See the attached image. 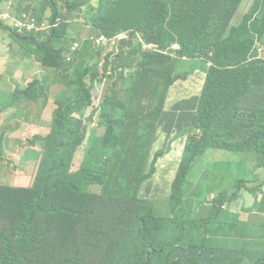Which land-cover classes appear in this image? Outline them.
I'll return each instance as SVG.
<instances>
[{"label":"trees","instance_id":"1","mask_svg":"<svg viewBox=\"0 0 264 264\" xmlns=\"http://www.w3.org/2000/svg\"><path fill=\"white\" fill-rule=\"evenodd\" d=\"M6 1L10 0L0 3ZM92 1L15 0L13 4L17 12H32L38 22L47 19L49 11L51 22H61L49 34H10L13 43H23L32 51L35 65L48 74L24 88L18 85V91H12V81L7 82L10 102L0 105V112L26 100L37 101L43 94L49 97L51 85L64 89L58 92L49 135H45L47 126L36 131L38 116L25 120L27 108L11 117L13 126L0 130V159L6 146L17 143L16 139L6 142L9 132L28 133L23 159L27 158L29 169L34 168L27 186L0 183V264H264V224L243 221L235 208L244 195L261 193L255 209L264 213V186L256 185L257 171L264 169V59L259 58L257 46H264V0H256L249 10L245 0H98L91 5ZM81 20L94 35L82 40L88 55L77 64L67 61L71 48L56 49L51 44L58 27L71 24L74 30ZM124 31L132 35L119 44V50L98 42L101 35L112 38ZM72 34L67 39L74 44ZM140 37L159 44L161 51L178 48L165 55L144 50ZM39 45L49 47L48 57L39 52ZM108 48L111 51L105 54ZM200 71H206L207 81L172 185L169 214L158 216L163 214L158 206L165 202L144 198L140 188L155 179L147 187L160 192L158 161L167 151L145 157L134 133L158 121L176 82ZM122 75L152 105L158 100L157 107L149 120L142 104L124 101L118 115H106L104 95L98 121L104 132L99 134L98 126H90L94 114L91 119L79 117L91 105L92 89L100 81L107 79L119 88L125 84ZM185 97L183 93L181 98ZM120 139L130 151L123 145L113 151ZM86 142L84 162L77 166L76 153ZM217 150L230 157L211 161L206 180H188L195 162L211 159ZM118 152L134 161L110 172L123 162ZM246 154L253 159V170L241 160ZM249 183L255 186L250 188ZM93 186L100 191L94 193ZM196 194L199 209L197 219H192L182 206L193 205ZM209 194L214 198L208 199Z\"/></svg>","mask_w":264,"mask_h":264},{"label":"rangeland","instance_id":"2","mask_svg":"<svg viewBox=\"0 0 264 264\" xmlns=\"http://www.w3.org/2000/svg\"><path fill=\"white\" fill-rule=\"evenodd\" d=\"M8 3H15V0H10L6 1ZM6 2H3L0 4V10L5 8V4H8ZM96 2H99L98 0H93L91 2V5H94ZM248 6L254 5L256 0H247ZM246 5V4H245ZM59 6H62L61 3H59ZM60 10L63 13H66L65 8H60ZM85 11V8L83 9ZM28 12V11H26ZM32 13V12H29ZM50 15L51 11L47 13V19L43 21H50ZM73 21V20H72ZM84 25V26H83ZM86 23H84L82 20L78 24H74L73 27L74 30L72 29V25L69 24L68 26H63V27H58L57 29V37L52 40L51 46L54 48H59L60 46H67L68 48H71L73 46V42L71 39H67L70 33H73L72 36H75V40H83L84 38L87 37H92L94 35L93 31L90 29V27H86ZM11 33L8 31H4L3 28H0V76L2 75L3 71V80H0V94L2 93L1 100H0V105L2 107H5L9 102L10 98L8 97L7 93L5 92L6 87L9 86L7 82L12 81V91H18V85L22 86L25 84L24 81L27 80H34L36 78H41L43 75L47 74L46 70L39 68L38 66L35 65L34 63V57L32 51L29 50V48L25 47L22 43L20 42H15L13 43L14 39L11 38ZM70 37V36H69ZM253 38H256V35L253 36ZM43 41H47V36L42 37ZM212 38H208L207 41H210ZM107 40V39H106ZM40 41L38 40V43ZM119 50V46L116 47ZM39 52L44 55V56H49V47L48 46H40L38 47ZM111 50H108L105 52L109 53ZM88 55V48L85 47L82 49L75 57H73L72 62L77 63V64H82L85 58ZM101 59V57L99 58ZM91 65H93V62L91 61ZM21 71L23 72L21 76ZM109 81V80H107ZM193 80H191L188 84H191ZM89 86H91V81L88 82ZM186 84V85H188ZM64 89L63 86H58L54 84L51 89H50V95L49 97L46 94H43L39 100L37 101H25L23 103H20L19 106L17 107L16 105L8 110H2L0 112V130L4 126L10 127L14 125L13 117L14 115H17L16 112L20 110V105H26L25 103L28 102V107L27 109V115L25 117V120L32 121L35 120L36 116H42V120L46 123H50L51 118L58 108V105L56 104V99H57V94L60 90ZM199 93L200 96L203 94L200 92H197L193 90L189 95L192 94H197ZM92 98H91V105L89 108L86 110L85 114L83 117H79L82 119H91L92 115L94 114L95 116L93 117V120L95 121H101L100 115H96L95 109H96V104L99 101V97L97 95H94V93H91ZM18 102V99L16 100V103ZM35 123H38L39 120L36 118L34 121ZM96 127L95 124L91 125V128ZM172 127V126H171ZM173 128V127H172ZM173 131V129H172ZM104 132L103 128L98 129V133L102 134ZM155 132V133H154ZM154 134V135H153ZM158 134L161 136L162 131L160 128L157 126L156 122L152 124L146 123L144 128L138 133H134L136 139L139 142V150L141 151L140 154H143L145 157H150L154 155L156 152H162V151H167L166 155L163 158L168 157V155L174 150V145L177 142H180L183 139L182 132H177L173 131L174 135H170L169 137H165L163 141H161V138L157 140ZM153 135V136H152ZM152 137V138H151ZM27 138H28V133H25L22 136H18L16 130L9 132L6 136V142L8 140L16 139L17 143L13 144L11 143L10 148L8 146L5 147V150L2 153L1 159H0V183L3 184H10L12 186H27L29 184L30 180V174L34 172V168L29 169V172L27 170V163L25 159H23V155L25 151L27 150ZM151 140L148 142V139ZM123 142L127 144V138H123ZM120 139L119 142H116L114 148V152L117 151L121 145L125 146L128 151H130L129 147L125 145ZM148 142V143H147ZM159 146H161L159 148ZM85 147V146H83ZM117 157L123 158V162H121L119 165L115 166L114 168L110 169V172L116 171L117 169H120L124 166L131 165L134 160L131 158L133 157H128L122 152H118L116 154ZM230 157V153L224 152V151H214L211 154V159L210 161L214 162H220L223 159H228ZM161 158V159H163ZM7 160V162L5 161ZM160 159V160H161ZM199 159H204V156L199 157ZM159 160V161H160ZM241 160H247L250 165V169H254V163L253 159L249 155H243L241 157ZM9 161V162H8ZM113 161V160H112ZM159 167L161 168V165L163 162H159ZM81 162V156L78 157L76 161V165L79 166ZM170 162H167L164 164L163 169L165 170L166 167L169 165ZM174 166V169L177 170L179 169V163L176 164L172 162L169 166ZM211 170L208 168V166L203 163L202 161L198 160L195 162L194 167L190 170L188 174V180L193 178L194 180H198V182L204 181L207 179V172H210ZM259 178L257 180V187H262L264 186V169L258 170L257 171ZM177 178V175L175 179ZM174 179V181H175ZM28 182V184H27ZM156 180L153 179L150 182H146L141 188L140 192L143 194H146L148 192H151L149 190V187H147L148 183L153 184L155 183ZM114 183H117L114 181ZM172 185L173 183H166L165 179L162 183V190L157 193L159 190L158 189H153L152 193L149 195L150 200H162L165 203L158 206L159 210H162L163 214L157 213L158 216H166L169 214L168 210V205H169V198L171 199L172 197ZM248 186L250 188H253L255 184L249 183ZM104 190L106 192V186L104 187ZM92 191L94 193H98L100 191V188L98 186H93ZM164 191H167V195L164 193ZM157 193V194H156ZM260 194H257L256 196H248L244 195L238 203H236L235 208L237 211L242 214L246 213L247 215V221L250 223H258V222H263L264 223V214L259 213L255 209V204L257 202H260ZM199 194H196L193 197V205H187L184 204L182 206L183 211L189 213L190 218L192 219H197V210L199 209V206L197 205L198 200H199ZM161 198V199H159ZM208 199H213L214 194H209L207 196ZM167 200V201H166ZM164 205L166 207H164Z\"/></svg>","mask_w":264,"mask_h":264},{"label":"crops","instance_id":"3","mask_svg":"<svg viewBox=\"0 0 264 264\" xmlns=\"http://www.w3.org/2000/svg\"><path fill=\"white\" fill-rule=\"evenodd\" d=\"M246 1L247 0H245L244 2V4H246L245 9L249 10L252 5L248 6V2ZM14 17L17 19L19 17V12H17ZM75 41H78V40H75ZM102 64H103V58L99 59V66H102ZM21 75H22V71H21ZM121 78L125 82L124 86L122 87L116 88L112 84V81L108 82L106 79L105 81H100V84H97L92 89L91 93H94V95H97L100 93L99 101L96 104V115H100L101 103H102L104 95H106L108 97V101H107L108 107H107L106 115H118L120 112L119 103L124 101V103L130 102V103L142 104L143 107H141V109L146 115H148L147 120H149V116L154 114L152 110L156 109L158 100L155 101V103L152 105L151 102L147 99V97L143 96L139 92V87H137L135 83H133L132 81H127L124 75H122ZM191 80H193V82L191 84H188ZM206 81H207L206 71H200L194 74V76H192L189 80L176 82L174 86L172 87V89L170 90L166 106L163 109L161 117L156 122L157 126L160 128V130L163 133L161 134V136L158 134L157 140L161 138V141H163L164 139H166L165 137L174 135L173 131L182 132L183 139L174 145V150L168 155V157L166 158L162 157L163 159L161 160L159 159L160 160L159 162H163L161 165V169H163L164 164H166L167 162H170L169 165L172 162L176 164L178 163L180 164L183 152L188 143V138L191 135V127L193 126L194 116L197 113L198 102L200 100L199 93L192 94V95H189V94L193 90L201 93L204 85L206 84ZM24 82L25 84L20 86L21 88L26 87L28 83L31 82V80H27ZM51 87H49V91H48L49 93H50ZM183 93L186 95L185 98H181V95ZM25 104L26 105L21 104L20 108H27L29 103L26 102ZM38 120L39 122L37 123L36 131L38 132L39 130H44L45 129L44 126H47L45 135H48L50 132V124L44 122L42 120V116H38ZM160 147L161 146H159V148ZM81 154H83V149H80V151L78 152L75 162L77 161L78 157ZM25 161L27 163V158L25 159ZM202 162L205 163L208 167L211 164V161L208 158L202 160ZM168 166L166 167L165 170L157 172V177H158L159 184H160V187H159L160 191L162 190V183L164 179L166 183L171 184L174 182V179L177 174V170L174 169L175 165L169 168ZM30 167L31 166L27 163V169H29ZM193 182L197 183L198 180L193 179ZM13 187H22V186H13ZM151 193L152 192L143 194V197L148 198L150 197L149 195ZM164 193L167 195L168 192L164 191ZM258 194L262 195L261 193H258ZM258 203L259 202L255 204V207ZM257 211L259 213H262L259 210ZM240 215L243 221H247L246 213H242ZM254 224L256 226H260L264 223L258 222Z\"/></svg>","mask_w":264,"mask_h":264},{"label":"built area","instance_id":"4","mask_svg":"<svg viewBox=\"0 0 264 264\" xmlns=\"http://www.w3.org/2000/svg\"><path fill=\"white\" fill-rule=\"evenodd\" d=\"M17 11L12 5H9L4 11L0 12V28L7 27L11 33H14L19 36H26L27 34H33L40 31H45L49 34L50 30L54 29L58 23L61 22L60 19H57L53 22L51 21H42L38 22L37 19L31 16L26 11L19 12V17L16 19L14 16ZM91 38V37H90ZM107 39V40H106ZM111 41V42H109ZM98 42L102 44L110 43V46H117V42L112 38H108L105 35H101L98 38ZM83 47V41H75L71 50L68 52L67 61L71 62L76 53H78ZM178 48L174 46L173 48L164 49L161 51V47L158 44H146L145 49H155L158 53L167 54L170 50ZM260 53H264V49H260ZM208 66H211V63H208ZM100 94V93H99ZM97 94V95H99Z\"/></svg>","mask_w":264,"mask_h":264},{"label":"clouds","instance_id":"5","mask_svg":"<svg viewBox=\"0 0 264 264\" xmlns=\"http://www.w3.org/2000/svg\"><path fill=\"white\" fill-rule=\"evenodd\" d=\"M12 1V0H11ZM10 2V1H9ZM6 3H8V2H6ZM0 4H2V3H0ZM9 5H12L13 6V3H8V4H5V8H3L2 10H0V12L1 11H4ZM7 30L6 31H8L9 33H11L10 31H9V29L7 28V27H5ZM4 29V28H3ZM12 34V33H11ZM131 35H132V31H124V32H121V33H119V34H117V35H115V36H113L112 37V39L113 40H115L116 42H117V46H119V44L121 43V42H124V41H129L130 40V38H131ZM139 41H140V44H141V47H142V49H145V45L146 44H156V43H147V42H145L141 37L139 38ZM159 45V44H158ZM116 46V47H117ZM160 46V45H159ZM258 55H259V58H263L264 59V53H260V49H264V46H262V45H260L259 43H258ZM161 47V46H160ZM161 54V53H160ZM162 55H164V54H162ZM208 65V64H207ZM47 73V72H46ZM48 74V73H47ZM47 74H45V75H47ZM44 76V75H43ZM42 76V77H43ZM41 77V78H42ZM40 78V79H41ZM37 79V78H36ZM35 80V79H34ZM31 82H33V80H31ZM31 82H29L28 84H30ZM49 91V87H47V92ZM46 92V93H47ZM99 98H100V94L99 95H97ZM21 106V105H20ZM95 112H96V109H95ZM52 122H53V116H52V118H51V121H50V130L52 129ZM92 124H95V126H98V121H96V123H95V121L92 123ZM91 124V125H92ZM90 125V126H91ZM99 127V126H98ZM100 128V127H99ZM198 133L200 134V131H198ZM50 134V133H49ZM48 134V135H49ZM87 142L83 145V146H85L84 148H80V149H83V154H81L80 156H81V162H80V164L82 165L83 164V162H84V157H85V154H86V149H87ZM80 149L78 150V152L80 151ZM78 152L76 153V156H75V160H76V157H77V155H78ZM83 155V156H82ZM210 160V159H209ZM262 195L260 196V201L262 200ZM260 203V202H259Z\"/></svg>","mask_w":264,"mask_h":264}]
</instances>
